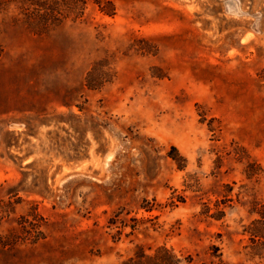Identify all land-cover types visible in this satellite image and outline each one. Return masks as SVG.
I'll return each mask as SVG.
<instances>
[{"label": "rangeland", "instance_id": "1", "mask_svg": "<svg viewBox=\"0 0 264 264\" xmlns=\"http://www.w3.org/2000/svg\"><path fill=\"white\" fill-rule=\"evenodd\" d=\"M109 1L0 0V264H264V0Z\"/></svg>", "mask_w": 264, "mask_h": 264}, {"label": "trees", "instance_id": "2", "mask_svg": "<svg viewBox=\"0 0 264 264\" xmlns=\"http://www.w3.org/2000/svg\"><path fill=\"white\" fill-rule=\"evenodd\" d=\"M89 3L95 4L99 12L105 16L115 15V7L109 0H20L26 22L37 34H42L67 20L76 22L82 19ZM85 83L89 89H94L98 88L101 82L98 77H94V72H90ZM120 264L194 263L190 255L178 254L166 245L147 247L137 245L132 254L121 260Z\"/></svg>", "mask_w": 264, "mask_h": 264}]
</instances>
